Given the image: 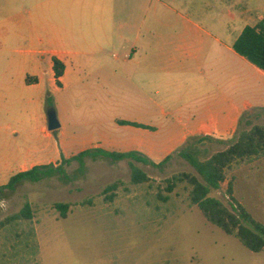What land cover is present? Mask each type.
<instances>
[{
  "label": "rangeland",
  "instance_id": "rangeland-1",
  "mask_svg": "<svg viewBox=\"0 0 264 264\" xmlns=\"http://www.w3.org/2000/svg\"><path fill=\"white\" fill-rule=\"evenodd\" d=\"M12 1L0 0V17L11 14ZM243 4L264 17V0H243ZM230 13L234 14L231 7ZM4 26L9 35H0V123L13 132L7 139L0 134V153L8 162L2 183L26 165L29 148L36 150L37 159H45L34 165L60 162L61 155L56 160L55 154L43 153L51 144L43 131L49 132L47 110H54L70 139L123 117L115 113L106 93L93 92L91 79L72 85L65 81L57 90L48 58L19 52L11 24ZM207 145L211 152L225 148L221 143ZM133 164L148 176L147 182H130L126 160L111 163L86 157L81 170L77 161L64 166L67 181L53 176L25 182L0 199V264H264V251H249L205 221L197 207L189 205V188L184 184L169 194L168 201L157 198L158 193L166 194L165 179L194 173L185 162L173 156L161 169ZM229 180L235 199L264 224V156L237 162L226 172L221 189L212 193L224 204ZM115 181L120 185L114 199L104 200V188ZM59 202L69 205L63 219L54 209ZM25 203L31 218L10 219Z\"/></svg>",
  "mask_w": 264,
  "mask_h": 264
},
{
  "label": "crops",
  "instance_id": "crops-1",
  "mask_svg": "<svg viewBox=\"0 0 264 264\" xmlns=\"http://www.w3.org/2000/svg\"><path fill=\"white\" fill-rule=\"evenodd\" d=\"M9 6L0 35L8 36L4 24H11L19 52L48 58L53 84L52 60H59L57 90L65 81L91 79L93 92L106 93L123 116L72 139L60 125L57 135L43 130L51 139L46 156L100 148L135 151L157 163L192 136L231 138L242 115L264 126V72L233 50L242 29L264 18L243 0H13ZM12 132L0 123L1 139ZM36 153L27 150L20 171L45 160Z\"/></svg>",
  "mask_w": 264,
  "mask_h": 264
},
{
  "label": "trees",
  "instance_id": "trees-1",
  "mask_svg": "<svg viewBox=\"0 0 264 264\" xmlns=\"http://www.w3.org/2000/svg\"><path fill=\"white\" fill-rule=\"evenodd\" d=\"M233 50L245 58L252 65L264 72V18L254 26H246L233 43ZM64 65L57 59L52 60V72L56 86L62 76ZM120 125L138 126L135 123L119 121ZM221 143L225 148L211 152L207 144ZM173 156L178 157L192 168L194 173L181 172L164 180L166 194H157V198L166 202L169 194L180 184L188 187L187 198L191 206H196L201 215L211 225L219 228L224 234L237 239L242 246L253 253L264 251V224L257 221L245 210L233 194V181L227 182L224 195L227 202L224 204L218 198L212 196L213 192L221 189L226 180V172L237 162L250 161L264 156V126L252 123L247 116L242 115L233 136L226 140L214 139L208 136H192L176 151L165 156L155 163L146 156L135 152H114L100 148H90L78 152L69 158L61 156L56 165H34L31 168L20 171L11 176L8 181L0 185V199L12 194L18 186L25 182H37L43 178L58 176L61 180H69V175L64 170L65 165L72 161L79 163L83 169V159L107 160L111 163L126 160L130 170V182L140 184L149 180L148 176L133 164L142 163L150 167L161 169ZM120 182L108 184L104 190V200L111 202L114 192ZM69 205L67 203H55L54 209L63 219ZM30 206L25 203L20 211L10 219L31 218ZM2 223H0V226Z\"/></svg>",
  "mask_w": 264,
  "mask_h": 264
},
{
  "label": "water",
  "instance_id": "water-1",
  "mask_svg": "<svg viewBox=\"0 0 264 264\" xmlns=\"http://www.w3.org/2000/svg\"><path fill=\"white\" fill-rule=\"evenodd\" d=\"M46 125H47V130L48 131H54L59 128V123L56 119L55 113L53 109H49L46 112Z\"/></svg>",
  "mask_w": 264,
  "mask_h": 264
}]
</instances>
